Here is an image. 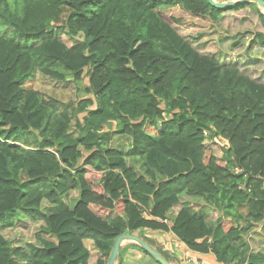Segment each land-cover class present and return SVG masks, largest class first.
I'll list each match as a JSON object with an SVG mask.
<instances>
[{
  "label": "trees",
  "instance_id": "1",
  "mask_svg": "<svg viewBox=\"0 0 264 264\" xmlns=\"http://www.w3.org/2000/svg\"><path fill=\"white\" fill-rule=\"evenodd\" d=\"M252 6L0 0V264H90L88 243L94 264H106L119 235L137 233L151 245L143 232L172 233L218 264H264V227L256 232L264 223V82L200 54L163 11L180 7L217 23ZM254 45L264 48L262 34ZM35 74L58 83L86 77L87 85L65 104L31 89ZM30 136L34 147L24 143ZM115 137L128 139V150ZM71 192L78 197L69 208ZM182 196L218 212L215 224ZM43 200L52 205L45 212ZM18 216L43 223L38 246L24 250L2 235ZM127 246L150 257L129 243L117 264Z\"/></svg>",
  "mask_w": 264,
  "mask_h": 264
},
{
  "label": "rangeland",
  "instance_id": "2",
  "mask_svg": "<svg viewBox=\"0 0 264 264\" xmlns=\"http://www.w3.org/2000/svg\"><path fill=\"white\" fill-rule=\"evenodd\" d=\"M163 11L166 16L177 20L174 24L175 30L180 36L191 40L192 46L200 54L214 55L221 62L236 64L242 72L252 79L264 82V48L258 45L248 48L250 40L256 34H262L264 36V25L258 16L257 11L259 10L256 6H252L250 10H245L244 12H227L219 18L217 23L211 22L208 18L193 17L180 7L165 8ZM28 85L31 89L40 91L62 103L71 104L76 102L79 97H82V90L87 85V79L85 77L78 84L73 83V81L58 83L41 74H35V77L30 79ZM55 119V116L49 117L51 122ZM26 141L30 147H34L37 142L36 138L32 136L25 138V144ZM129 143L128 139L122 137H115L113 142L115 147L122 146L125 150H128ZM128 163L136 169H139V161L128 157ZM87 170V177L90 179L94 180L99 175L91 171L90 168ZM75 195H77V192H71L68 196L64 197V201L68 204L69 208L74 206L76 201ZM51 206L45 200L42 201L41 208L44 212ZM177 209L178 207L173 209L171 215L176 213ZM9 219L1 233L12 246L22 247L26 250L27 244L38 246V238H46L40 232V227L43 225L42 222H32L22 216L15 217L11 220ZM261 231V229H258L256 232L259 233ZM258 239L259 237L254 235L253 239H249V242L254 249L260 250L261 242ZM88 248L90 250L89 262L91 263L95 261L96 254L93 253L91 246H88ZM160 252L166 258H169L168 252L161 248ZM144 257H147L146 259L148 260L141 261L140 259H134L131 262V260L127 261L125 258V263L156 264L150 257L146 255Z\"/></svg>",
  "mask_w": 264,
  "mask_h": 264
},
{
  "label": "crops",
  "instance_id": "3",
  "mask_svg": "<svg viewBox=\"0 0 264 264\" xmlns=\"http://www.w3.org/2000/svg\"><path fill=\"white\" fill-rule=\"evenodd\" d=\"M77 195H75V199H77ZM181 204H187L189 205L194 212L205 215L206 221L209 225L213 226L215 224L216 218L219 217L218 212H214V210L208 208L205 203L197 198H191L187 196H182L180 200ZM180 205V204H179ZM177 212L180 209V206H177ZM177 207L172 208L175 209ZM172 210L168 213V217L172 218L176 215V213H172ZM264 227V226H263ZM262 227V228H263ZM143 236L146 238V240L152 245H150L153 249L156 250V247H160L164 251L168 252L169 258L168 262L170 264H187V261L190 260L194 263L198 264H218L215 257L212 255H199L197 253L189 251L182 243L179 242V240L172 234V233H164V232H143ZM137 235L138 234H134ZM254 235H249L248 240L250 238L253 239ZM126 245V244H125ZM123 245L122 247H124ZM87 246H91L90 243L87 244ZM121 247V248H122ZM93 253L96 254L95 249H93ZM123 259H121L122 264H130L125 263L126 260L132 262L134 259H140L141 261H147V257H144V254L141 253L136 247L134 246H127L124 250ZM126 258V260H125ZM97 259V255H95V260ZM95 261L91 262L90 264H94Z\"/></svg>",
  "mask_w": 264,
  "mask_h": 264
},
{
  "label": "water",
  "instance_id": "4",
  "mask_svg": "<svg viewBox=\"0 0 264 264\" xmlns=\"http://www.w3.org/2000/svg\"><path fill=\"white\" fill-rule=\"evenodd\" d=\"M209 3L213 8L217 10H227L238 5L244 4H255L264 18V0H229L223 2H220L218 0H209ZM126 243H132L137 245L158 264H170L158 251L153 249L145 240H143L137 235L130 233H124L122 235H119L115 239L106 264H117L120 249Z\"/></svg>",
  "mask_w": 264,
  "mask_h": 264
},
{
  "label": "built area",
  "instance_id": "5",
  "mask_svg": "<svg viewBox=\"0 0 264 264\" xmlns=\"http://www.w3.org/2000/svg\"><path fill=\"white\" fill-rule=\"evenodd\" d=\"M263 226H264V223L259 227V230L262 229ZM187 264H198V263H194V262L188 260Z\"/></svg>",
  "mask_w": 264,
  "mask_h": 264
},
{
  "label": "bare ground",
  "instance_id": "6",
  "mask_svg": "<svg viewBox=\"0 0 264 264\" xmlns=\"http://www.w3.org/2000/svg\"><path fill=\"white\" fill-rule=\"evenodd\" d=\"M126 244H129V243H126Z\"/></svg>",
  "mask_w": 264,
  "mask_h": 264
}]
</instances>
